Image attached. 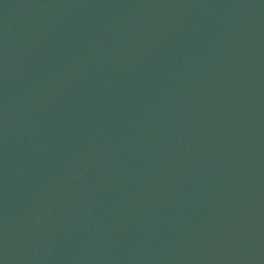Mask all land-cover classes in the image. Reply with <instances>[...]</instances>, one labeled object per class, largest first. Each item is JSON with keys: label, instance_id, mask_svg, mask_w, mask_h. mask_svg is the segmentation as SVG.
I'll return each mask as SVG.
<instances>
[{"label": "water", "instance_id": "1", "mask_svg": "<svg viewBox=\"0 0 264 264\" xmlns=\"http://www.w3.org/2000/svg\"><path fill=\"white\" fill-rule=\"evenodd\" d=\"M0 264H264V0H0Z\"/></svg>", "mask_w": 264, "mask_h": 264}]
</instances>
